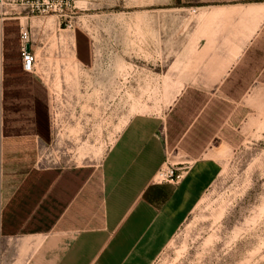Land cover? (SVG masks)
Segmentation results:
<instances>
[{"label":"crops","instance_id":"1","mask_svg":"<svg viewBox=\"0 0 264 264\" xmlns=\"http://www.w3.org/2000/svg\"><path fill=\"white\" fill-rule=\"evenodd\" d=\"M163 14L131 29L129 85L69 88L63 125L46 93L47 142L1 134L0 264H151L263 110L264 0ZM108 105L118 130L91 158ZM165 162L187 165L178 184L155 181Z\"/></svg>","mask_w":264,"mask_h":264},{"label":"rangeland","instance_id":"2","mask_svg":"<svg viewBox=\"0 0 264 264\" xmlns=\"http://www.w3.org/2000/svg\"><path fill=\"white\" fill-rule=\"evenodd\" d=\"M25 1L0 0V158L3 59L19 51L18 33H12L10 23L16 22L18 32L21 27L30 32L36 63L28 76L45 85L50 117L63 125L69 88L129 85L128 38L139 19L165 17L160 16L165 8L207 0H69L65 21L53 13H31ZM76 33H85L90 41L89 67L80 66L74 54ZM107 108L105 122L97 128H104L105 136L99 132L88 139L91 158L100 156L118 130ZM151 264H264V108L248 122L244 138L219 156L216 177Z\"/></svg>","mask_w":264,"mask_h":264},{"label":"trees","instance_id":"3","mask_svg":"<svg viewBox=\"0 0 264 264\" xmlns=\"http://www.w3.org/2000/svg\"><path fill=\"white\" fill-rule=\"evenodd\" d=\"M13 34L18 26L10 23ZM7 32V31H6ZM8 33V32H7ZM18 37V35H17ZM77 59L89 65L88 41L81 33H76ZM11 60V62H10ZM45 88L37 79H32L21 68L20 52L15 57L5 55L2 80V137L38 135L48 141L47 96Z\"/></svg>","mask_w":264,"mask_h":264},{"label":"built area","instance_id":"4","mask_svg":"<svg viewBox=\"0 0 264 264\" xmlns=\"http://www.w3.org/2000/svg\"><path fill=\"white\" fill-rule=\"evenodd\" d=\"M24 6L36 15L44 16L53 13L65 21L67 18L65 12L70 4L69 0H26ZM18 41L21 68L26 73H33L36 58L30 48L26 51V46L30 47V32L21 27L18 32ZM186 170V164L165 162L156 172L154 179L158 183L178 184Z\"/></svg>","mask_w":264,"mask_h":264},{"label":"water","instance_id":"5","mask_svg":"<svg viewBox=\"0 0 264 264\" xmlns=\"http://www.w3.org/2000/svg\"><path fill=\"white\" fill-rule=\"evenodd\" d=\"M28 50H29V46L27 45V46H26V51H28Z\"/></svg>","mask_w":264,"mask_h":264}]
</instances>
